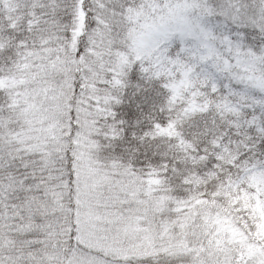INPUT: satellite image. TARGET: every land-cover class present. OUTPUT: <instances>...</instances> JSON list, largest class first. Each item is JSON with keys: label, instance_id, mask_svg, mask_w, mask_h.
I'll return each mask as SVG.
<instances>
[{"label": "snow or ice", "instance_id": "obj_1", "mask_svg": "<svg viewBox=\"0 0 264 264\" xmlns=\"http://www.w3.org/2000/svg\"><path fill=\"white\" fill-rule=\"evenodd\" d=\"M0 264H264V0H0Z\"/></svg>", "mask_w": 264, "mask_h": 264}]
</instances>
